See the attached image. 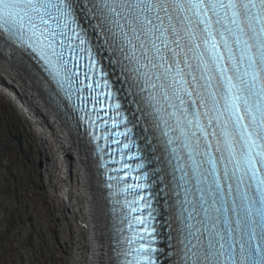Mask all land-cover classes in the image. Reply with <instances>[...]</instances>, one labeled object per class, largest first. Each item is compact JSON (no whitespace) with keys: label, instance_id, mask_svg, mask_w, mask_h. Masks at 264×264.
Returning <instances> with one entry per match:
<instances>
[{"label":"snow or ice","instance_id":"snow-or-ice-1","mask_svg":"<svg viewBox=\"0 0 264 264\" xmlns=\"http://www.w3.org/2000/svg\"><path fill=\"white\" fill-rule=\"evenodd\" d=\"M0 44L69 94L73 54L110 52L137 111L189 150L181 264H264V0H0Z\"/></svg>","mask_w":264,"mask_h":264},{"label":"bare ground","instance_id":"bare-ground-1","mask_svg":"<svg viewBox=\"0 0 264 264\" xmlns=\"http://www.w3.org/2000/svg\"><path fill=\"white\" fill-rule=\"evenodd\" d=\"M49 92L25 58L0 47V181L16 159L24 190L27 176L33 178L37 193L29 186L34 193L29 202L35 228L50 249L47 264H62L61 259L65 264H112L110 220L91 147ZM33 249L31 257L23 254L27 264L39 263L40 243Z\"/></svg>","mask_w":264,"mask_h":264},{"label":"rangeland","instance_id":"rangeland-1","mask_svg":"<svg viewBox=\"0 0 264 264\" xmlns=\"http://www.w3.org/2000/svg\"><path fill=\"white\" fill-rule=\"evenodd\" d=\"M16 161L11 165V170L6 175L8 177L0 181V248H2L0 249V264H6V262L7 264H13V259L18 264H24L23 262L27 264V258L24 257L26 251L27 253L29 252L28 255L31 257L33 248H35V245L38 246V243H40L41 248L40 251L37 250L35 252V256L38 258V264H47L49 254H45L47 248L42 243L41 233L35 228V215L29 202L30 198L33 197L32 194L37 193V187L34 184L33 178L27 176L28 185L34 189V193H29L28 185V189L24 190V179L21 177L20 164ZM17 175L20 177L15 178ZM11 177L14 178L11 179ZM11 181H13L14 186L11 184ZM5 215H7L6 218ZM29 224H31V228L25 232V228ZM52 231L56 232V229L54 228ZM16 240H19L20 243L17 244ZM47 251L49 253L50 249ZM61 260L62 264H65V260Z\"/></svg>","mask_w":264,"mask_h":264}]
</instances>
